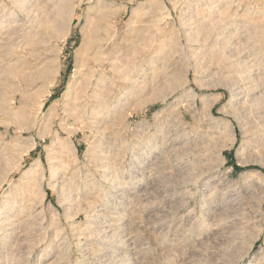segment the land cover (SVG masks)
<instances>
[{"label": "rangeland", "instance_id": "1", "mask_svg": "<svg viewBox=\"0 0 264 264\" xmlns=\"http://www.w3.org/2000/svg\"><path fill=\"white\" fill-rule=\"evenodd\" d=\"M0 264H264V0H0Z\"/></svg>", "mask_w": 264, "mask_h": 264}, {"label": "bare ground", "instance_id": "2", "mask_svg": "<svg viewBox=\"0 0 264 264\" xmlns=\"http://www.w3.org/2000/svg\"><path fill=\"white\" fill-rule=\"evenodd\" d=\"M93 44V51L95 50V57L93 58V62L94 63H96L98 66L100 65V66H103L104 65V63L106 62V58H102V55H104L105 53H106V50L104 49V41L102 42L101 40H99V38H93L92 40H91V45ZM96 54H98V56H96ZM113 63V62H112ZM95 66V64L93 65V67ZM99 66V67H100ZM92 68V67H91ZM96 68V67H95ZM89 70H91L90 71V73H89V75L87 76V79H86V81H85V83L84 84H82V87L80 88L81 90H79V91H77L76 93V95H75V100H74V102L76 101V105L78 106V107H81L82 105V99H84V97H87L88 96V92L89 91H91V89H92V91H93V96H94V98L96 97V96H99L98 98H100V93H99V95H97L98 94V92H97V88H98V83H97V88L95 89V84H94V77H95V72H97V69H89ZM88 70V71H89ZM47 75H48V73H47ZM48 78V77H47ZM100 80H102V79H100ZM103 81V80H102ZM105 82V81H104ZM112 82V81H111ZM100 84H103V83H100ZM98 91H99V89H98ZM101 91V90H100ZM44 92V91H43ZM44 96V95H43ZM98 98H97V100H98ZM87 98H85L84 100H86ZM96 99V98H95ZM94 99V100H95ZM90 100V99H89ZM100 100V99H99ZM98 100V101H99ZM86 101H88V100H86ZM75 105V104H74ZM43 106H44V102H42L41 103V108H43ZM85 105H83V107H84ZM100 106V105H99ZM76 108V107H75ZM74 108V109H75ZM77 109V108H76ZM93 109V108H92ZM95 110V109H94ZM75 111V113L73 114V115H77V112H76V110H74ZM82 111H83V109H82ZM93 111V110H92ZM79 112V111H78ZM86 112V111H85ZM80 113V112H79ZM94 113V112H93ZM97 113V112H96ZM81 114V113H80ZM80 116V115H79ZM33 170V169H32ZM37 170V169H36ZM26 174V173H25Z\"/></svg>", "mask_w": 264, "mask_h": 264}, {"label": "trees", "instance_id": "3", "mask_svg": "<svg viewBox=\"0 0 264 264\" xmlns=\"http://www.w3.org/2000/svg\"><path fill=\"white\" fill-rule=\"evenodd\" d=\"M237 168H239L237 165H236Z\"/></svg>", "mask_w": 264, "mask_h": 264}]
</instances>
